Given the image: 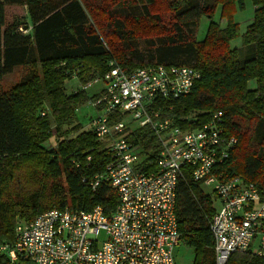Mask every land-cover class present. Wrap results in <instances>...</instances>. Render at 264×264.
<instances>
[{"label":"trees","instance_id":"trees-1","mask_svg":"<svg viewBox=\"0 0 264 264\" xmlns=\"http://www.w3.org/2000/svg\"><path fill=\"white\" fill-rule=\"evenodd\" d=\"M250 2L252 21L240 32L234 14L245 0H0V244L14 240L18 219L52 207L114 210L118 200L109 185L91 190L89 184L110 153L77 114L100 89L89 93L79 84L103 75L110 61L124 72L151 64L196 69L199 77L186 94L158 99L151 109L183 129L222 112L221 125L237 142L221 170L264 188V0ZM13 5L26 9V21L6 20ZM201 17L208 23L196 39ZM16 67L18 81L3 88L2 77ZM70 79L78 82L68 91ZM127 124L126 139L139 146L143 168L154 169L157 137L149 126ZM190 171L183 167L176 188L180 244L193 249V264H214L213 199ZM0 264H9L2 254ZM226 264L264 259L246 250Z\"/></svg>","mask_w":264,"mask_h":264},{"label":"built area","instance_id":"built-area-1","mask_svg":"<svg viewBox=\"0 0 264 264\" xmlns=\"http://www.w3.org/2000/svg\"><path fill=\"white\" fill-rule=\"evenodd\" d=\"M198 77L187 65L151 64L124 72L110 61L103 75L79 84L87 90L102 83L99 96L88 103L95 114L87 125L110 160L89 184L94 190L107 183L117 204L109 215L100 205L90 210L52 207L32 220H17L14 240L0 244L8 263L175 264L180 244L176 188L184 166L219 200L218 205L213 200L209 221L214 264H226L232 253L246 250L264 259V188L221 170L237 142L221 125L222 112L195 129H183L150 107L158 99L186 94ZM112 113L124 119L112 121ZM128 121L149 126L157 137L154 169L143 168L139 146L126 139Z\"/></svg>","mask_w":264,"mask_h":264},{"label":"rangeland","instance_id":"rangeland-1","mask_svg":"<svg viewBox=\"0 0 264 264\" xmlns=\"http://www.w3.org/2000/svg\"><path fill=\"white\" fill-rule=\"evenodd\" d=\"M252 11H253V6L250 2V0H245V8L242 11H237L234 14V19L239 23V28L240 32H243L246 25L252 21ZM218 12V11H217ZM26 15V9L23 6H7L6 7V20L8 22H11L14 18H19L21 21H26L27 18L24 17ZM214 20L218 21L220 25H224V20H220L217 15L214 16ZM208 19L206 17H201L199 21L198 28L195 31V38L196 39H201L202 36L204 35L207 27ZM237 42H240L237 40L234 42L236 44ZM239 44V43H238ZM21 70L19 68H14L12 72L4 75L1 79V83L3 88H8L14 83H16L20 77ZM78 81L76 80H69L66 82L67 89L68 91H71L73 87L77 85ZM72 87V88H71ZM102 87V83H98L96 86L91 87L88 91L89 93H92L93 91L98 90L99 88ZM82 104L78 111V117L80 121L83 123L84 129H88V122L90 118L92 117L93 114H95V109H93L90 105L87 104ZM53 144L52 139L49 140L47 143V147ZM203 192L205 194H209L213 200H215V204L218 205V199L215 197L214 193L212 192L211 187L202 185L201 186ZM18 220H24V219H18ZM103 231L100 232L99 239L101 240L103 238ZM193 257H194V252L191 247L185 246V245H178L174 251V258H175V264H193Z\"/></svg>","mask_w":264,"mask_h":264},{"label":"crops","instance_id":"crops-1","mask_svg":"<svg viewBox=\"0 0 264 264\" xmlns=\"http://www.w3.org/2000/svg\"><path fill=\"white\" fill-rule=\"evenodd\" d=\"M202 186V185H201ZM180 245V244H179ZM176 249V248H175Z\"/></svg>","mask_w":264,"mask_h":264},{"label":"water","instance_id":"water-1","mask_svg":"<svg viewBox=\"0 0 264 264\" xmlns=\"http://www.w3.org/2000/svg\"><path fill=\"white\" fill-rule=\"evenodd\" d=\"M26 28V27H25Z\"/></svg>","mask_w":264,"mask_h":264}]
</instances>
